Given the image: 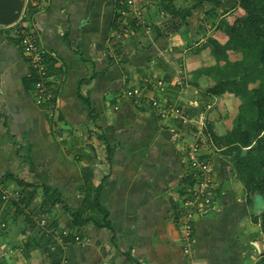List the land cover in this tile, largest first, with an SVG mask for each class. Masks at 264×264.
Instances as JSON below:
<instances>
[{"label": "crops", "instance_id": "obj_1", "mask_svg": "<svg viewBox=\"0 0 264 264\" xmlns=\"http://www.w3.org/2000/svg\"><path fill=\"white\" fill-rule=\"evenodd\" d=\"M244 14L236 0H152L145 26L117 38L116 0H48L35 7L25 24L34 25L47 53L60 99L53 117L35 101L29 58L13 25L0 24V179L13 175L0 185V264L257 263L261 223L227 155H205L218 182L216 204L195 222L191 254L183 251L178 210L193 185L190 146L207 124L220 128L218 112L222 123L239 112V96L208 93L215 81L207 69L218 61L206 44L209 38L225 44L221 25ZM154 77L167 82L164 92L149 82ZM133 84L145 88L143 99L126 95ZM80 95L89 97L97 120ZM158 96L184 108L189 121L162 118L149 104ZM86 178L103 183L108 216L86 208L84 217L93 220L70 229V210L84 209ZM7 192L16 196L5 200ZM56 200L62 202L50 204ZM105 220L109 226L96 223Z\"/></svg>", "mask_w": 264, "mask_h": 264}, {"label": "trees", "instance_id": "obj_2", "mask_svg": "<svg viewBox=\"0 0 264 264\" xmlns=\"http://www.w3.org/2000/svg\"><path fill=\"white\" fill-rule=\"evenodd\" d=\"M165 1L162 0V2ZM236 2L244 9L245 14L237 19L234 24L223 23L221 25L229 36L228 41L222 44L214 38H209L206 44L211 47L212 53L218 61L216 66L207 69L208 74L215 81L214 85L208 88V93L220 95L227 91L239 96L242 102L236 118L237 124L234 125L231 134L224 136L214 134L212 137H214V144L225 147L223 153L233 163V170L246 190V204L252 210L251 214L254 220L261 223L264 234V0H236ZM119 8V0H116L114 29L119 27L117 21ZM186 15L182 17L185 19ZM159 34L161 32H158ZM230 51L237 53L239 58L232 60L229 56ZM221 60L225 62L223 65L219 64ZM110 62H113V58L110 59ZM201 72L202 69H199L195 74ZM80 97L90 107L91 116L94 119L96 117L95 120H97L98 116L93 111L89 97L83 95ZM129 99L135 98L130 97ZM151 103L150 101L149 104ZM249 106H251V112H249ZM253 111L256 113L254 117L242 113L249 114ZM184 114L189 116L188 112H184ZM178 120L182 119L178 118ZM207 128L212 129L208 124L206 125ZM244 148H247L245 154L243 153ZM108 151L111 159L113 148L110 145H108ZM201 158L211 162L205 155H201ZM8 178H13V175L5 177L4 180ZM187 179L194 184L191 173L187 175ZM4 180L3 178L0 179V185ZM18 182L20 183V181ZM102 188L103 183L95 186L91 179L86 178L84 209L70 210L72 215V220L68 225L70 229L79 228L93 220V217H84L86 208L96 209L100 213L105 212L108 216L107 209L101 203ZM46 189L49 190L48 187ZM2 195L0 189V203L2 202ZM51 197L48 193V198L51 199ZM60 201L62 202V200H56L50 204L53 205ZM260 209H263L262 214L258 213ZM96 223L98 226H109L108 220L102 224ZM260 255L261 257L256 264H264V251L260 252Z\"/></svg>", "mask_w": 264, "mask_h": 264}, {"label": "built area", "instance_id": "obj_3", "mask_svg": "<svg viewBox=\"0 0 264 264\" xmlns=\"http://www.w3.org/2000/svg\"><path fill=\"white\" fill-rule=\"evenodd\" d=\"M152 0H145V3H150ZM48 0H24V5L20 17L16 22L9 24L13 25L20 43L29 58L31 67L30 78L34 85L35 101L38 105H46L49 107L50 116L55 115L56 109L60 106V99L54 89L50 74V64L47 59V53L38 43L36 30L33 24L27 26L26 19L29 20L30 13L33 9L42 8ZM120 8L118 11L119 27L114 30V35L117 38L122 36H130L134 31V23L140 24L142 17V7L139 0H119ZM142 12V14H141ZM7 26V25H6ZM159 92H164L167 87V82L164 79L157 77L149 81ZM126 95L135 99H143L145 88L139 84L131 85ZM152 106L157 109L162 118H181L188 122V116L184 114L181 107L170 105L162 98L154 97L150 100ZM201 145L197 140L188 150V159L186 161L188 170L194 179V184L190 186L180 206V228L181 237L183 240V251L186 254L193 252L196 236L194 234V223L208 215L216 204V179L212 164L200 157ZM15 194L5 193L3 198L8 200L15 197ZM75 239L81 243H86L87 238H82L76 235Z\"/></svg>", "mask_w": 264, "mask_h": 264}, {"label": "rangeland", "instance_id": "obj_4", "mask_svg": "<svg viewBox=\"0 0 264 264\" xmlns=\"http://www.w3.org/2000/svg\"><path fill=\"white\" fill-rule=\"evenodd\" d=\"M154 1H157V0H154ZM139 3H140V5L141 6H143L142 7V12H143V14H142V12H141V14H142V17H141V19H140V21H141V23L140 24H135L134 23V27H141V25H143V26H145V22H146V17H145V1L143 2V0H139ZM161 4V3H160ZM159 4H157L156 5V8H159ZM149 31V30H148ZM237 56H236V54H235V57L234 58H236ZM227 92V91H226ZM159 95H160V93L159 92H157ZM229 93V92H228ZM203 107V106H202ZM222 107H223V109L225 108V106H223L222 105ZM199 108H200V106H199ZM250 109H251V106H249V112H251L250 111ZM182 110L184 111V108H182ZM252 110V109H251ZM242 113H244L246 116H249L250 117V115H251V117H254L255 116V112L253 111L252 113H249V114H247L246 112H242ZM218 115H219V117H217V121L219 122L218 123V126L221 128V131H220V133L217 131V130H219L220 128H217V127H214L213 126V124L212 123H210V124H208V125H210V127H212V129H206V127L204 128V130H203V134H202V136L200 137V140H199V142H200V145H201V151H200V154L201 155H206V153L208 152V153H210V152H216V153H223V150H224V146L223 145H221V146H217L216 144H214V142H213V138L214 137H212V135L214 136V134H216L217 136H224V135H226V134H231V131L233 130V128H234V125H236L237 124V115L236 116H234V118L233 119H228L229 117L227 116V117H225L226 119H224L223 120V123H222V119L224 118V117H222L221 116V114L218 112L217 113ZM215 116H213L212 117V119L214 118ZM195 120H194V123H197L198 122V120H199V118H200V116H198V115H194V117H193ZM211 121V120H210ZM192 122V121H191ZM212 122V121H211ZM193 123V122H192ZM216 131L219 133V134H217L216 133ZM195 139V138H194ZM247 148H244V150H243V153L245 154V152L247 151L246 150ZM201 155H200V157H201ZM223 157H226L225 155H224V153H223ZM211 163V162H210ZM215 184L216 185H218V182L216 181L215 182ZM11 203V202H10ZM181 206V205H180ZM178 210L180 211L181 209H180V207H178ZM263 213V209H262V211L260 212V214H262ZM253 217V216H252ZM181 229V228H180ZM258 240H256V242H257ZM259 243H260V247L262 246L263 248H262V250H264V240L262 241V240H260L259 241ZM261 251H259V253H260Z\"/></svg>", "mask_w": 264, "mask_h": 264}, {"label": "water", "instance_id": "obj_5", "mask_svg": "<svg viewBox=\"0 0 264 264\" xmlns=\"http://www.w3.org/2000/svg\"><path fill=\"white\" fill-rule=\"evenodd\" d=\"M24 0H0V24L9 25L17 21L20 17ZM262 209L258 212L260 213ZM257 248H260L257 242H254Z\"/></svg>", "mask_w": 264, "mask_h": 264}]
</instances>
